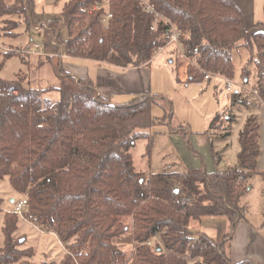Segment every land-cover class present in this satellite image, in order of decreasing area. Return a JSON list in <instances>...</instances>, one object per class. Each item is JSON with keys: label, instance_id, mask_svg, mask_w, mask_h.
Wrapping results in <instances>:
<instances>
[{"label": "trees", "instance_id": "1", "mask_svg": "<svg viewBox=\"0 0 264 264\" xmlns=\"http://www.w3.org/2000/svg\"><path fill=\"white\" fill-rule=\"evenodd\" d=\"M104 1L64 3L60 22L73 55L121 67L147 65L175 30L182 48L173 52L181 63L188 61V83H200L210 76L232 79L235 50L248 48L245 19L234 0ZM14 15L29 29L35 19L33 0H0V19ZM3 23L9 29L20 21L6 18ZM250 40L240 75L247 82L248 65H253L252 90L264 104V31L253 32ZM12 56L24 59L22 51H0V67ZM18 73L13 79L0 77V178L7 176L22 195L14 204L26 198L23 217L64 244L58 262L42 264H260L233 263L227 245L245 219L241 197L254 176H260L264 194V171L256 168L257 114H248L239 131L237 165L147 175L135 169L130 148L155 123L151 106L158 103L157 95L141 92L113 103L97 95L90 79L76 81L59 69L60 97L52 100ZM240 94L233 91L231 98L244 101ZM205 217L225 218L230 235L215 240L191 225ZM20 218L4 213L0 264H33V248H21V236H14ZM125 234L133 241L130 253L116 243ZM157 237L160 242L152 243Z\"/></svg>", "mask_w": 264, "mask_h": 264}, {"label": "rangeland", "instance_id": "2", "mask_svg": "<svg viewBox=\"0 0 264 264\" xmlns=\"http://www.w3.org/2000/svg\"><path fill=\"white\" fill-rule=\"evenodd\" d=\"M5 1L10 3L12 0ZM65 1L67 0H33L34 15L37 19L54 15L60 21V11ZM9 26V30L15 27L13 24ZM21 27L26 29L25 23ZM58 29L59 40L66 41L68 34L65 26L62 24ZM32 37H34V41H41L37 32L33 33ZM23 38L26 42H29V36L25 31ZM172 45H174L173 50L176 51V43L167 41L162 50L158 51L157 49L151 63L146 67L150 72V86H147L146 89L157 95L158 103L151 106V114L155 117V123L144 129L145 136L137 138L130 148L135 169L147 175L165 170H185L189 167L187 163L190 161L193 163L194 160H188L182 148L189 150L188 152L192 154V157L198 159L195 164L196 168L200 163L202 165H199V168H205L203 161H212V159L216 166L215 171H223L229 166L237 165L238 134L247 115L250 113L257 114L260 120L259 156H261V159L258 158L260 165L263 158L262 151L264 150V104L260 103L253 94L252 88L255 82L253 65L251 63L248 65L251 72L247 74L246 88L242 86L244 81L243 76L240 75L241 70L247 64L249 49L244 48L245 57L236 58L234 56L235 75L233 77L234 82L232 81L233 86L231 90H227L229 95H224L226 81L225 86L224 81L216 78L212 79L210 83H188L187 74L184 71L188 61L183 60L181 63V57L176 52L172 51L173 55H170L169 49L172 48ZM15 51L22 50L19 48ZM170 58H172L171 61H169ZM176 63H179V65ZM20 65L18 56L5 59L0 67V77L13 79L20 70ZM18 75L21 79L25 77L24 72H19ZM236 90L241 92L240 98H243L244 101L240 99L233 100L230 97L231 93ZM200 132L207 133L209 147L211 148L206 147V149L204 148V150H200L194 155L191 151L192 143L189 144V147H186V137L188 135L196 136ZM148 143H150L149 149H147ZM211 155H214V158ZM203 156H206V160H203ZM258 161L256 168H258ZM248 187L250 189L241 197V203L247 207L245 213V219L249 223L247 228L262 230L264 234V194L263 182L260 176L257 175L250 179ZM21 197V194L13 190L7 176L0 178V249L4 245L2 230L4 213L8 212L4 209L15 205L13 204L14 201L11 202V198L18 200ZM124 222L130 226L129 219H125ZM228 226L227 221V230ZM241 226L237 225L235 231L238 232ZM54 234L52 231L44 230L21 217L18 219L14 236H21L20 239L23 238L20 241L22 243L21 248L29 246L33 248L31 262L42 264L46 261L58 262L65 252L64 244ZM227 234L230 235V233ZM156 240H153L152 243L160 242L159 237ZM116 243L127 253H130L133 241L129 234L116 239ZM227 245L230 250V244Z\"/></svg>", "mask_w": 264, "mask_h": 264}, {"label": "crops", "instance_id": "3", "mask_svg": "<svg viewBox=\"0 0 264 264\" xmlns=\"http://www.w3.org/2000/svg\"><path fill=\"white\" fill-rule=\"evenodd\" d=\"M234 1L243 13L247 31L246 43L248 49L251 50V34L255 31H264V0ZM6 18L18 19L20 23L11 30L4 29L5 23H3V19ZM22 19V17H18L17 15L8 17L4 16L0 19V51L3 52L6 50H15L19 48L22 50L24 53V59L23 61L20 60L21 68L18 72L25 73L26 82L31 87L42 89L44 97L52 100H56L60 97L59 87L61 84V78L59 69H63L76 81L79 79H90L97 91V95L113 103L128 102L131 98L137 94H140L141 92L148 91L151 93L150 90L146 89L147 86H150V72L146 67L151 63L152 60L147 65L144 64L138 67H121L106 61H96L75 56L71 53L72 51L67 48L66 41L57 39L59 36L58 28L63 24L58 20L57 17L54 15H50L49 17L42 19H37L35 17L33 20L35 22L31 21L29 29L21 27V25L25 23ZM38 23L46 25L47 28L42 26L41 30L32 29V26ZM53 25L57 27L55 28ZM24 31L29 36V42H26L23 38ZM36 32L40 35L41 41H34L32 34ZM173 48L174 45H172V48L169 49V52L171 53L170 55H173ZM244 48L245 47H241L235 50L234 56L236 58L243 56L245 57L246 55ZM240 49H242L241 52ZM171 60L172 58L169 59V61ZM184 71L186 72V68H184ZM214 78L224 81L225 86V79L221 76H210L202 82L210 83ZM231 80L233 81V78ZM242 86L243 88H246V82H244ZM228 93L225 87L224 95ZM186 138V147H189V144L192 143L191 151L194 155L200 152V150H204V148L206 149V147L211 148L209 147V137L205 132H200L196 136L188 135ZM182 149L185 151V155L187 156L188 160H194L193 163H191V161L187 163L189 166L188 168H196L195 164L196 160L198 162V159L193 158L192 154L188 152L189 150L184 148ZM262 157L263 158L260 165L258 161V171H264V150L262 151ZM202 158L203 160H206V156H203ZM212 158H214V155ZM259 159H261V156H259ZM213 161V159L212 161H203L205 166L203 169H205L207 172L215 171L216 166ZM199 165L202 164L200 163ZM199 165L197 168L200 167ZM13 201L16 202L14 198H11V202ZM13 207L14 205L11 208L4 210L10 211V209H13ZM191 225L193 227H197L200 231L205 232L215 240H220L225 234L230 232L229 226L228 230L226 229V219L221 217H205L202 219L201 224H197L195 222ZM239 225L242 226L238 229V232L235 230L231 232L229 239L231 261L236 263L242 260H252L260 264H264V234L262 233V230L258 231L252 230L251 227L247 228L249 223L246 219H242L238 226ZM249 233L251 234L248 235Z\"/></svg>", "mask_w": 264, "mask_h": 264}, {"label": "built area", "instance_id": "4", "mask_svg": "<svg viewBox=\"0 0 264 264\" xmlns=\"http://www.w3.org/2000/svg\"><path fill=\"white\" fill-rule=\"evenodd\" d=\"M102 5H108V0H105V1L102 3ZM95 8H97V5H95V6L93 7V9H95ZM147 8H148L151 12H153V8H152L151 6L147 5ZM106 16H107V17H110V16H111V14L109 13L108 10H107V15H106ZM156 18H158V14L156 15ZM42 26L45 27V28H47L46 25H42L41 23H38V24L33 25V26H32V29H34V30H41V29H42ZM154 27H155V25H152L151 29H154ZM178 37H179V34H178V32H176L175 30H171L170 32H168V33L166 34V39H167V41H168V42H171V43H176L178 49L181 50L182 46L179 45V42H178L179 39H178ZM54 43H55V42H54ZM163 48H164V46H159L157 49H158V51H159V50H162ZM156 51H157V50H156ZM225 81H226V89H227V90H231V88H232V86H233L232 80H231V79H225ZM26 204H27V202H26V198H23V199L19 200V201L15 204V206L13 207L12 212L15 213V214H18V215L21 216V217H23V215H24V208L26 207ZM148 243H149V241H148Z\"/></svg>", "mask_w": 264, "mask_h": 264}, {"label": "water", "instance_id": "5", "mask_svg": "<svg viewBox=\"0 0 264 264\" xmlns=\"http://www.w3.org/2000/svg\"><path fill=\"white\" fill-rule=\"evenodd\" d=\"M22 239H23V238H21V239H20V241H22ZM156 249H157V250H160L161 248H160V247H158V248H156Z\"/></svg>", "mask_w": 264, "mask_h": 264}]
</instances>
